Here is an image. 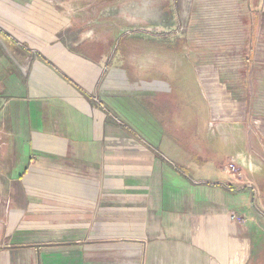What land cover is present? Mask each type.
I'll return each mask as SVG.
<instances>
[{"label":"crops","instance_id":"0c3cea01","mask_svg":"<svg viewBox=\"0 0 264 264\" xmlns=\"http://www.w3.org/2000/svg\"><path fill=\"white\" fill-rule=\"evenodd\" d=\"M60 1L0 0V264H264V0H233L251 42L222 103L238 108L226 115L241 149L263 162L205 196L185 165L157 152L163 138L132 129L124 75L104 77L83 51L92 45L58 36L70 26ZM228 129L220 147L233 151ZM195 138L188 152L220 153Z\"/></svg>","mask_w":264,"mask_h":264},{"label":"rangeland","instance_id":"374dc122","mask_svg":"<svg viewBox=\"0 0 264 264\" xmlns=\"http://www.w3.org/2000/svg\"><path fill=\"white\" fill-rule=\"evenodd\" d=\"M55 7L70 23L58 36L67 46L92 45L83 51L99 59L104 77L113 72L124 75L122 89L131 88L135 98L126 120L141 137L145 130L150 132L153 144L163 138L154 145L157 152L185 165L204 196L208 190L216 193L222 184L232 186L234 178L243 182L242 171L258 174L263 162L259 152L248 148L249 143L241 149L239 123L230 122L226 115L228 109L237 114L238 108L222 104L237 87L242 76L238 69L248 62L245 51L251 33L250 24L244 22V4L233 0H62ZM247 115L250 133L256 121L251 110ZM226 125L237 139L233 151L220 147ZM198 136L210 138L220 153L188 152V144ZM196 165L199 170L190 169ZM203 202L205 207L206 197Z\"/></svg>","mask_w":264,"mask_h":264},{"label":"built area","instance_id":"2783aa9c","mask_svg":"<svg viewBox=\"0 0 264 264\" xmlns=\"http://www.w3.org/2000/svg\"><path fill=\"white\" fill-rule=\"evenodd\" d=\"M230 219L231 221H235V219H237V214H231Z\"/></svg>","mask_w":264,"mask_h":264}]
</instances>
